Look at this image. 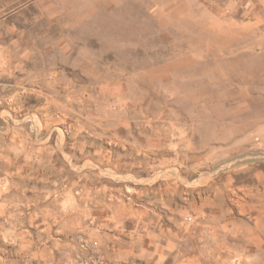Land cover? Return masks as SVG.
<instances>
[{"label":"rangeland","instance_id":"1","mask_svg":"<svg viewBox=\"0 0 264 264\" xmlns=\"http://www.w3.org/2000/svg\"><path fill=\"white\" fill-rule=\"evenodd\" d=\"M0 264H264V0H0Z\"/></svg>","mask_w":264,"mask_h":264},{"label":"bare ground","instance_id":"2","mask_svg":"<svg viewBox=\"0 0 264 264\" xmlns=\"http://www.w3.org/2000/svg\"><path fill=\"white\" fill-rule=\"evenodd\" d=\"M71 14V13H70ZM76 14V13H75ZM67 15H69V13L67 14ZM73 16V15H72ZM78 19V18H77ZM70 20V19H69ZM68 23V22H67ZM229 80V79H228Z\"/></svg>","mask_w":264,"mask_h":264}]
</instances>
